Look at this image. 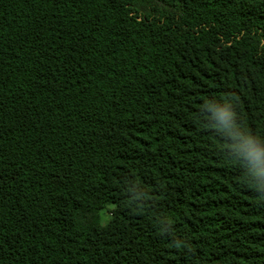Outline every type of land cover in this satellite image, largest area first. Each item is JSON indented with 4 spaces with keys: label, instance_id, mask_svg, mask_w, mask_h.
Instances as JSON below:
<instances>
[{
    "label": "trees",
    "instance_id": "trees-1",
    "mask_svg": "<svg viewBox=\"0 0 264 264\" xmlns=\"http://www.w3.org/2000/svg\"><path fill=\"white\" fill-rule=\"evenodd\" d=\"M0 264H264V0H0Z\"/></svg>",
    "mask_w": 264,
    "mask_h": 264
},
{
    "label": "rangeland",
    "instance_id": "rangeland-1",
    "mask_svg": "<svg viewBox=\"0 0 264 264\" xmlns=\"http://www.w3.org/2000/svg\"><path fill=\"white\" fill-rule=\"evenodd\" d=\"M114 204H109L107 207L103 208L101 210V219H102V223L106 224L110 221L111 219V210L113 209Z\"/></svg>",
    "mask_w": 264,
    "mask_h": 264
}]
</instances>
